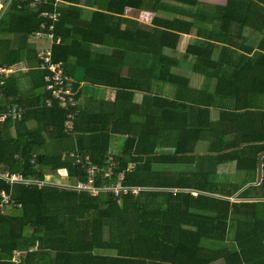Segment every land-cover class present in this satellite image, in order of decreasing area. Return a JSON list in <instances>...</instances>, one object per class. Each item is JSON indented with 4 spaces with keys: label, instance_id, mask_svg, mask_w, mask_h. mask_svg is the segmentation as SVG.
<instances>
[{
    "label": "trees",
    "instance_id": "1",
    "mask_svg": "<svg viewBox=\"0 0 264 264\" xmlns=\"http://www.w3.org/2000/svg\"><path fill=\"white\" fill-rule=\"evenodd\" d=\"M62 1L69 5L59 9L61 16L54 26L61 42L51 50L52 61L61 62L67 74L73 60L85 68L86 82L114 88L117 99L130 96L132 92L125 90L140 87L147 74L176 88L167 116L159 117L157 123V117H151L154 124L142 126L137 139L128 138L122 153L113 157L114 174L122 173L125 184L157 190L137 196H90L47 186L10 187L0 181V190L15 203L0 215V264H13L10 258L15 250L26 251L20 264H212L218 260L264 264V157L262 179L253 185L257 157L264 151V0H223L224 6L202 8L206 4L199 0ZM81 4L95 9L85 15ZM127 8L157 15L150 26H144L123 17ZM41 9L52 7L35 10L12 3L0 20V66L25 62L31 67L28 89L22 91L20 80L11 76L0 95V115L13 105L25 107L20 121L0 122V170L43 180L64 169L70 182L84 181V170L68 155L71 133L76 135L73 152L88 155L92 163L103 167L109 134L122 130L117 119L109 130H84L78 109H73L72 129L66 132L67 111L56 103L44 104L49 96L44 91V72L32 68L37 61L27 47L28 38L39 30ZM214 22L217 25L211 27ZM244 26L262 34L256 49L235 41ZM193 30L196 38L187 45L184 58L194 57L192 70L208 82L215 80L211 91L190 89L187 79L170 72L176 61L164 55L165 50L177 48L181 34ZM12 34L19 37L15 49L9 48ZM93 45L108 47L111 54L96 53ZM153 99L158 104L166 102ZM210 110L219 113L216 122L211 121ZM167 117L193 132L184 137L182 133L163 136L162 122ZM31 120L36 127L30 130L27 122ZM148 127H152L149 136ZM196 132L210 143V153L199 161L183 154L188 152L184 141L189 143ZM166 141L175 152L155 153ZM181 156L195 164L194 172L172 176L150 170L152 163H178ZM231 161L243 173L240 182L216 173L218 164ZM131 162L136 165L126 171ZM170 187L200 193L161 190ZM30 248L34 250L28 252Z\"/></svg>",
    "mask_w": 264,
    "mask_h": 264
},
{
    "label": "crops",
    "instance_id": "2",
    "mask_svg": "<svg viewBox=\"0 0 264 264\" xmlns=\"http://www.w3.org/2000/svg\"><path fill=\"white\" fill-rule=\"evenodd\" d=\"M199 1H201L202 4H206V5L199 6L201 8L204 6H209V7L224 6L225 4V1L223 0H199ZM83 2L84 0H81L80 3H83ZM12 3H16V2L14 1L10 2L5 7V9L3 10L1 19L8 12ZM68 5H69L68 3L61 0V3L56 8V10L60 13V16H61V12L59 11V9L60 8L63 9L67 7ZM79 6L85 10L84 12L85 15H88L89 11L95 9V8L86 7L82 4ZM17 8H20V7H18L17 5ZM155 15L157 14L149 10H135V9L127 8L124 11L123 17L133 19L144 26H150ZM160 15L166 16V14H160ZM216 25L217 23L214 22L213 24H211V27H215ZM232 25L233 27L237 26V24H234V23ZM195 38H196L195 31H192L190 34H181L177 48L175 50H165L164 55L176 61V64H174V66L170 68V72L173 73L174 75L187 79L188 87L190 89L201 90L207 87L208 90L211 91L214 89L215 80L208 82L203 74L194 72L192 70V64L194 62V57L188 56L184 58V53H185V49L187 45ZM261 40H262V34L258 31L253 30L252 28L248 26H244L241 30V35L235 38V41L239 45H241V47L246 46V47H250L253 49L257 48ZM18 43H19L18 35L12 34L9 37V48L10 49L17 48ZM43 44H44V41H36V39L32 36L28 38L27 47L28 49H32L34 51L35 62L37 61L36 48L39 45L41 46ZM217 47H219V45ZM92 50L96 53L104 54V55H110L112 51L108 47H103L99 45H93ZM217 54L218 53L216 50L213 57L216 58ZM37 65H38V61H37V64H35V66L32 68L36 69ZM8 67H12L14 69V72L10 74L6 79H8L11 76L17 77L20 80L21 90L24 91V89H28L29 87L28 82L31 81L28 71L31 70V67L28 66V64H26L25 62H19L17 64H14ZM68 72H69L68 75L74 81V89L76 90L75 98L77 102L74 109H78V115H79L78 121L80 120L79 126L82 129L95 130V128H107L109 130L112 121H116L117 119L116 123L119 125L118 128L122 130L121 131L122 133L114 132V133L109 134L108 157L110 155L113 158L119 155L120 153H122V151L125 149L127 145L128 138L137 139L140 132L142 131V128L144 127L146 123H148V125L150 124L149 126H152V124H154L152 122L151 117H157V120H155V122L158 121L159 117L165 114L167 108H172L173 105H171V103L175 101L173 98L175 96L176 88H174L170 84L156 81L150 78L148 74L145 75L146 78L140 81V85H139L140 87H137V88L135 87V89L128 88L125 90L127 92H132L130 96L123 95L122 97H118L117 99V91L114 88L100 86V85H93V84L86 82L85 81V68L75 65L73 60H71L70 66L68 67ZM127 74H128L127 69L123 68L122 75L126 76ZM132 74H134L133 71H132ZM153 97H160L163 99L165 98L166 102L163 101L162 103L158 104L153 99ZM54 103L55 102L53 101L50 106H52ZM44 104H45V101H44ZM13 106L21 107L23 109V112L25 111V107L21 105H13ZM50 106H47V107H50ZM147 116L149 117L146 118ZM218 116H219V113L216 110H210L211 121L216 122L218 119ZM127 118H129V120H127ZM162 123L164 125L163 136H171V138H173V136H177L178 134L182 133L181 137H184L183 135L184 133L185 135H187L186 134L187 132H189L190 134L193 132L191 129L187 127L182 129L181 124H179V122H177L176 124H173L174 121H172V118L170 119L169 117L165 118V120ZM35 127H36L35 121L31 120L27 122L28 129L31 130V129H34ZM149 130H152V127H148V136H149ZM11 134L12 136H15L14 129L11 130ZM71 135H72V140H71L72 142L70 143L69 141V143L67 144L70 150L69 153H72L73 151L77 150L76 142H75L76 135L74 133H71ZM202 135L203 134L201 133L200 136L197 137L198 134L196 132L195 138L190 139L188 141L189 143H186L184 141L183 147L188 149L187 153H183L185 156L190 155L189 157L194 158L195 161L196 160L199 161L201 160L200 159L201 157L208 155L207 153H210L208 149L210 143L209 141H205ZM163 146L164 147L159 146L158 148H156L155 153L157 152V153L173 154L175 152L174 151L175 149L173 147L168 146V141H166V143H164ZM179 154L182 155V153H179ZM185 156H181L182 160L178 163H170V162L152 163L150 165V170L153 172H162L165 174L169 173V174H172V176L180 175L182 173H192L196 170V166L192 162H189V161L186 162L185 160H187V158H185ZM104 161H103V164H104ZM134 164L135 163L133 162L128 164L126 171H131V169L134 168ZM148 170H149V167H148ZM216 173L219 176L226 175V177L231 182H235V181L240 182L241 177L243 176V173L237 172L235 161L218 164L216 167ZM256 177H257V173H256ZM46 179L56 182V183H66L69 180L64 169H61L59 174L57 173L49 174ZM247 186L248 185H246L245 187ZM138 187H143V186H138ZM143 188H144V191L157 190L156 188H149V187H143ZM171 189H178L179 192L189 193L191 196H196L198 193H200L197 190L188 189V188H177V187L164 188L161 190H166L167 192H170ZM230 200H234V199L231 198ZM5 208L3 212L5 211ZM32 250L34 249L32 248L31 251ZM22 251H25V250H22ZM10 262H11V258H10ZM219 262H222L224 264L222 260L215 261L212 264H220ZM20 263H21V260L18 264Z\"/></svg>",
    "mask_w": 264,
    "mask_h": 264
},
{
    "label": "built area",
    "instance_id": "3",
    "mask_svg": "<svg viewBox=\"0 0 264 264\" xmlns=\"http://www.w3.org/2000/svg\"><path fill=\"white\" fill-rule=\"evenodd\" d=\"M13 1L17 3L18 7L22 4H27L28 8L35 10L43 8V6L47 5L52 7L51 10L41 9L38 12V17L41 19L39 30L34 32L31 36L34 37L36 41H44L43 45H39L36 48V58L38 61L36 69L44 72L42 77L44 90L49 95V97L45 99V105L50 106L54 101L60 108L67 111L64 130L66 132H70L72 129L71 120L73 119V113L75 114V112L71 111L77 104L74 81L65 72L61 62L52 61L51 50L53 44L61 42V37L55 36L54 34L55 23H57L60 18V13L56 10V8L61 3V0H0V19L5 7ZM13 72L14 69L12 67L0 66V95H2V91L4 89L5 79ZM22 114L23 109L21 107L12 106L0 115V122L7 119L18 122L21 120ZM68 155L74 158V163L80 164L86 175V180H78L76 182H70L68 180L66 183H56L47 179L39 180L26 178L20 173L0 170V181L10 187L12 185H22L24 187L34 185L38 189H42L46 186L56 187L65 190L86 192L90 196H96L99 193H109L113 196H124L128 194L136 196L139 192L144 191L143 187L125 184L122 173H118L116 175L114 174V167L116 166V163L110 155L104 161L103 167L92 163L88 155L82 156L78 153L75 154V152L69 153ZM60 171L61 169L56 173L59 174ZM170 192L176 194L179 190L171 189ZM10 204H15L13 199L9 193L5 192L4 189H1L0 214H2L4 208ZM16 205L20 207L19 203ZM28 251H31V249ZM24 253L25 251H13L11 262L18 264L20 262V256Z\"/></svg>",
    "mask_w": 264,
    "mask_h": 264
},
{
    "label": "water",
    "instance_id": "4",
    "mask_svg": "<svg viewBox=\"0 0 264 264\" xmlns=\"http://www.w3.org/2000/svg\"><path fill=\"white\" fill-rule=\"evenodd\" d=\"M264 157V151L260 153L257 157V177L255 185H258L262 179V158Z\"/></svg>",
    "mask_w": 264,
    "mask_h": 264
},
{
    "label": "rangeland",
    "instance_id": "5",
    "mask_svg": "<svg viewBox=\"0 0 264 264\" xmlns=\"http://www.w3.org/2000/svg\"><path fill=\"white\" fill-rule=\"evenodd\" d=\"M194 31V30H193ZM220 264H223L222 262H219Z\"/></svg>",
    "mask_w": 264,
    "mask_h": 264
}]
</instances>
